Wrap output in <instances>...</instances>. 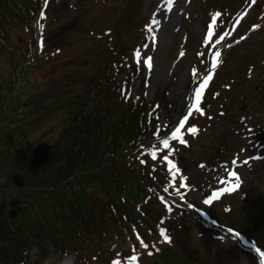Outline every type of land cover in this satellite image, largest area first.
Wrapping results in <instances>:
<instances>
[{"label":"trees","instance_id":"1","mask_svg":"<svg viewBox=\"0 0 264 264\" xmlns=\"http://www.w3.org/2000/svg\"><path fill=\"white\" fill-rule=\"evenodd\" d=\"M198 1L200 14L212 25L214 43L247 3ZM143 3L124 0L123 15L117 18L124 23L123 30L91 29L89 39L79 38L76 30L74 44L87 40L88 46L72 51L74 44L62 40L71 36L66 30L74 24L64 19L53 27L51 23L63 13L75 19L97 2L0 0V121L10 120L26 105L34 118L21 127L25 132L29 123L63 107L70 110L55 140L30 139L23 133L22 146L10 150L6 144L19 140L2 137L0 161L5 156L31 155L19 156L15 175L0 170V264H46V260L51 264L49 258L59 262L68 253L75 254L76 264H170V258L199 251L193 238L192 244L190 236L183 238L181 220L191 212L169 208L178 200L196 202L219 222L226 220L239 235L244 229L252 231L247 205H231L222 214L223 206L217 204L231 196L230 200H237L231 184L232 159L238 160L241 150L250 153L254 139L262 138L264 144V115L252 118L250 124L243 109L247 103L238 104L242 97L255 94L264 107V0H252L244 15L250 14L242 16L245 20L239 24L247 25L246 35L218 50L220 63L196 83L195 102L180 124L173 119L176 105L166 91H159L151 101L146 98L145 63L135 57L132 43L121 41L124 34L132 39L133 32L139 33L140 43L145 41L151 17L140 24ZM58 31L63 38L50 42ZM248 38L253 40L252 55L239 45ZM208 43L209 38L201 45L194 78L207 69L204 56L214 45ZM69 60L93 71L57 82L61 86L53 90L50 102L46 95L23 98L16 93L25 63L42 71L50 61L51 71L55 63L64 66ZM255 73L253 85L258 88L250 91L248 79ZM138 77L141 84L135 88ZM228 94L237 107L234 113ZM201 109L206 111L203 116ZM219 120L229 121L224 130L212 128ZM242 124L246 130L253 126L251 134ZM199 133L201 138L215 135L206 143L195 138ZM229 133H242L243 138L226 141ZM210 144L217 147L214 153L208 151ZM209 194L218 195L216 202H203ZM195 217L200 222L201 217ZM211 229L205 227L207 232ZM163 235L171 239L166 241Z\"/></svg>","mask_w":264,"mask_h":264},{"label":"rangeland","instance_id":"2","mask_svg":"<svg viewBox=\"0 0 264 264\" xmlns=\"http://www.w3.org/2000/svg\"><path fill=\"white\" fill-rule=\"evenodd\" d=\"M93 1L97 2L96 6L82 9L78 15H76L75 19L72 14L63 13L59 19L53 20L51 23V27H53L63 23L62 20L64 19L68 23L72 22L74 24V26L66 30L69 31L72 37L67 36L68 39L64 38L62 40L66 45L74 44L72 39L74 38L76 30L78 31L79 38L89 39L92 35L91 29H104L106 27L112 29L120 27L122 29L124 26V23L117 21V18L123 15L122 9L124 7V0ZM199 5L198 0H144L143 9L139 13L140 24L148 20L149 17L153 18L146 42L141 45L138 32L132 33V39L127 34L121 37L123 43H132V47L135 51L136 49L140 50L139 54L142 59L149 60L147 70H145V83L142 78L143 92L146 98L151 101L156 93L159 91H166L167 97L175 101L176 107L173 119L178 117L179 111L183 109L187 103V98L190 94V84L194 81V65L200 54L199 51L201 50L202 39L204 35L208 36L210 33L205 17H202L200 14ZM208 13L209 11H207V14ZM244 20L245 19H241L237 22L238 24L235 26L231 37L227 40V44H232L246 35L245 30L247 25L239 24V22ZM115 31L116 30L112 31L110 35H114ZM58 34L59 35L54 36L50 42L63 38V32L58 31ZM239 45L242 48H249L250 54H253V40L248 38ZM87 46V40L76 41L72 46V51L75 48L85 50ZM56 59L54 55L52 60L55 61ZM88 59L89 56H87L86 60ZM47 64L48 66H45L42 71H39L36 65L24 64L25 71L19 75L18 82L15 86L16 93L19 96L23 98H35V96L44 97L46 95L48 96L46 101L50 102L52 101L53 90L61 86L57 82L66 79V77H77L79 74H89L93 71V69L89 67H80L81 64H83L82 62H73L70 60L67 61V64L64 66L59 62L55 63L51 71V66H49L50 61H48ZM251 77L257 79L256 74H253ZM140 84V78H137L135 80V88ZM249 90L251 91L252 87L251 89L249 88ZM227 100L231 103L229 108L230 113L236 112L237 107L233 104L234 101L229 94L227 95ZM238 104H246V107H243V109L246 110L250 124L252 123V118H260V114L264 115V107L259 106L255 94L248 98L242 97L238 100ZM37 111L38 109H36V113ZM69 115V106L67 108L63 107L57 111L56 114L54 112L44 118L36 119L37 121H34V124L29 123L26 125L25 132H21V127L25 126L30 118H34V114L26 112V105L22 106L19 110H16V113L10 120L4 119V121H0V143L4 135L10 136L12 139L17 138L19 141H9L6 144L10 150H15L16 147H21L22 142H24L22 139L23 133L30 139L40 138L50 141L55 140L61 129L67 124L68 117H70ZM220 115H224L223 112ZM165 121L166 119L163 118L162 123L164 124ZM228 122L223 124L222 120H219L217 124L212 125V128L222 126L221 129L224 130ZM241 128L246 130L243 124ZM6 130L8 131L6 132ZM247 131L248 130H246V132ZM214 135L215 133H209L206 138H201L200 136L198 137V142L202 140L206 143H211L210 139L214 137ZM236 138H243L242 133L239 135H232L229 133L228 136L224 137L226 141L230 142L234 141ZM261 145L262 143L254 144V151L251 153L252 156L253 153L260 152L262 157L259 160L251 159L247 165L237 168V173H239V175L236 176L235 181L240 184L239 190H241L234 195L237 197V200H230L231 196L217 205L223 206L220 212L222 214H225L224 211L231 205L233 207L247 205L249 211L246 209L244 210L250 215L251 222H253V229L252 231L244 229L243 234L252 239L255 237L257 241H260L262 238L260 243L264 246V149L257 150L261 148ZM225 149L228 150V147ZM216 150L217 147L215 145L210 144L208 147L209 153H214ZM240 153L244 155L242 150ZM27 155L30 156L31 154ZM27 155L2 157L0 161V170H5L11 173V175L17 174L19 171V166L17 164V162L19 163V156L23 157ZM206 185L209 187L208 184ZM236 208L237 207L234 209ZM181 222L184 223V228L182 229L185 232V236H183V238L190 236L191 240L189 244H192V240L194 239L195 244L198 245L199 248L197 253H190L192 260H197L202 263L203 260L199 261L201 256L205 257L207 260L206 262L209 264L214 262H217V264H256L259 260V258L253 254L255 260L249 258L251 254L246 255L245 251H242L240 247H238L237 241H231L226 235H220L219 238L221 241H217L210 232L205 230L204 227H206V225L201 220L199 222L193 212L185 217L183 216ZM220 223L221 224H217L218 227L231 229L227 226L226 220H222ZM251 246L256 247L257 243L251 244ZM179 258H183V255H180Z\"/></svg>","mask_w":264,"mask_h":264},{"label":"clouds","instance_id":"3","mask_svg":"<svg viewBox=\"0 0 264 264\" xmlns=\"http://www.w3.org/2000/svg\"><path fill=\"white\" fill-rule=\"evenodd\" d=\"M69 257L71 258L69 259ZM49 259L51 261V264H76L75 254L73 253L66 254L65 257L59 262H57L54 258H49ZM46 264H49L48 260H46Z\"/></svg>","mask_w":264,"mask_h":264},{"label":"snow or ice","instance_id":"4","mask_svg":"<svg viewBox=\"0 0 264 264\" xmlns=\"http://www.w3.org/2000/svg\"><path fill=\"white\" fill-rule=\"evenodd\" d=\"M41 27H43V25H41ZM150 59V58H149ZM201 111H203V109H201ZM193 129H190V131H192ZM184 143H187V141H184ZM233 175H235V173H233ZM166 240H169V239H171V237L170 236H165L164 237ZM117 264H118V262H117Z\"/></svg>","mask_w":264,"mask_h":264}]
</instances>
